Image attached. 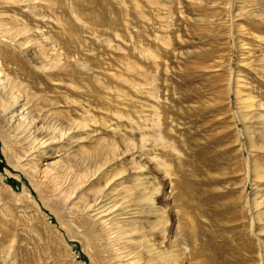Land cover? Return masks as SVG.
<instances>
[{
    "label": "rangeland",
    "instance_id": "1",
    "mask_svg": "<svg viewBox=\"0 0 264 264\" xmlns=\"http://www.w3.org/2000/svg\"><path fill=\"white\" fill-rule=\"evenodd\" d=\"M0 30L77 205L114 189L136 243L54 202L0 106V264H264V0H0Z\"/></svg>",
    "mask_w": 264,
    "mask_h": 264
},
{
    "label": "bare ground",
    "instance_id": "2",
    "mask_svg": "<svg viewBox=\"0 0 264 264\" xmlns=\"http://www.w3.org/2000/svg\"><path fill=\"white\" fill-rule=\"evenodd\" d=\"M9 32L12 33V31ZM6 33H8V30ZM0 99L2 101V104L0 106H2L4 110L2 116L6 119L9 126L10 124L11 126H13L12 136L14 138V141L21 145L30 143L28 145L30 146V153L27 152L28 154L26 153L25 156H30L33 153H40L44 157L43 168L39 171V174H42L44 176L45 182L48 187V193L54 200V202L59 205L62 204L63 207H68L67 211H70L69 215L78 214V216L82 218L79 221V224L89 236L91 235L93 229L100 230L102 233H104L107 241L111 242L113 246L117 247L116 254L118 258L123 262L128 259L129 255H127L124 250H126L128 246L136 244L135 241L131 239L132 234L134 235V233L132 232V227H130L131 230L123 231L121 229L123 232H120V230H118L120 228H116L115 226L118 224V222H112V219L114 217H118V214L117 216L115 215L118 205L112 204L110 206H106L107 204H103L104 201L107 202V199L114 198L115 195H118L117 193H115V190H111V188H108L106 189V194L98 193L96 195H92L89 203L78 206L76 194L79 193L80 188L83 187V183H80L77 180L76 176H73L68 169L59 165L58 153L54 149L55 146H53L55 142L54 140H51L49 137H47L50 131L47 127L39 124L40 120L32 115L34 106H32L31 101L19 93L16 84H13L2 75L1 68ZM9 101H11V103H9ZM47 148H49V152L45 151ZM71 186L72 189H69V187ZM55 203H51L50 205L46 206L49 207V210L54 218L58 220L59 213L57 210H53ZM73 209L75 211H73L72 213ZM121 219L123 218L121 217ZM126 223L127 227L130 226L128 222ZM176 232L174 230L172 234V242L176 248L180 249L178 243L179 238ZM124 264L130 263L129 261H127Z\"/></svg>",
    "mask_w": 264,
    "mask_h": 264
}]
</instances>
